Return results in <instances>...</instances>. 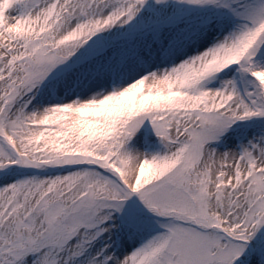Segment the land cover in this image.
<instances>
[{"label": "snow or ice", "instance_id": "obj_1", "mask_svg": "<svg viewBox=\"0 0 264 264\" xmlns=\"http://www.w3.org/2000/svg\"><path fill=\"white\" fill-rule=\"evenodd\" d=\"M0 264H264V0H0Z\"/></svg>", "mask_w": 264, "mask_h": 264}]
</instances>
